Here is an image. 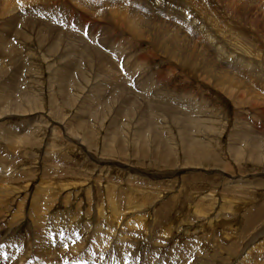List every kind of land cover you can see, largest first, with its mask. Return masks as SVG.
Masks as SVG:
<instances>
[{"label":"rangeland","instance_id":"1","mask_svg":"<svg viewBox=\"0 0 264 264\" xmlns=\"http://www.w3.org/2000/svg\"><path fill=\"white\" fill-rule=\"evenodd\" d=\"M0 172V264H264V0H0Z\"/></svg>","mask_w":264,"mask_h":264},{"label":"bare ground","instance_id":"2","mask_svg":"<svg viewBox=\"0 0 264 264\" xmlns=\"http://www.w3.org/2000/svg\"><path fill=\"white\" fill-rule=\"evenodd\" d=\"M115 3V2H114ZM118 8V7H117ZM126 17V16H125ZM163 34V33H162ZM158 37V36H157ZM123 56V55H122ZM177 63V62H176ZM167 78V77H166ZM237 100V99H236ZM249 103V102H248ZM152 110V109H151ZM165 112V111H164ZM143 118V117H142ZM144 125V124H143ZM188 127V126H187ZM200 127V126H199ZM206 131V130H205ZM121 132V131H120ZM210 132V131H209ZM212 134V133H211ZM134 136V135H133ZM249 136V135H248ZM185 139V138H184ZM120 140V139H119ZM201 140V139H200ZM27 141V140H26ZM234 141V140H233ZM256 142V141H255ZM30 143V142H29ZM186 143V142H185ZM197 145H199V144H197ZM125 146V145H124ZM196 146L195 145H193V148H195ZM204 147V146H203ZM207 147V146H206ZM205 149V148H204ZM207 149V148H206ZM205 149V150H206ZM142 151V150H141ZM187 154H188V152H187ZM212 156V155H211ZM158 157V156H157ZM213 157V156H212ZM211 157V158H212ZM208 158L210 159V157H207V155L206 154H203V155H200V153L199 152H196L195 153V156H194V159L192 158V157H190V156H188V159H193L194 160V162H196L197 164H200V161H207L208 162ZM158 159V158H157ZM158 161H159V159H158ZM211 162L209 163L210 165H211V163L213 162L212 160H210ZM166 164V163H165ZM219 164V163H218ZM214 166V165H213ZM216 166V165H215ZM134 170V169H133ZM2 171V170H1ZM1 174H3L2 172H0ZM4 175V174H3ZM1 176V175H0ZM2 178V177H1ZM193 181H196V180H198L197 178H193L192 179ZM152 184V183H151ZM110 186V185H109ZM108 187V186H107ZM110 189H112V188H110ZM185 189V188H184ZM87 191H88V189H86ZM117 190V189H116ZM131 190H133V189H131ZM187 190V189H186ZM44 191V190H43ZM42 191V192H43ZM46 191V190H45ZM52 191V190H51ZM107 191V190H106ZM120 191V190H119ZM134 191V190H133ZM188 191V190H187ZM0 192H1V190H0ZM41 192V191H40ZM122 193H123V195L127 198V200H124V203H125V206L127 207V206H129V204L131 203V205H133V206H135V203H136V201L130 196V194L128 193V192H125V190L124 191H121ZM178 192L181 194V192H180V190H178ZM21 193V192H20ZM86 192H84V194H85ZM88 193V192H87ZM86 193V194H87ZM106 193H109V191H107ZM183 193V192H182ZM190 193V192H189ZM56 194V193H55ZM110 194V193H109ZM40 195V194H39ZM42 195V194H41ZM50 195H51V193H50ZM54 195V194H53ZM45 196V195H44ZM111 196V195H110ZM112 196H115V195H113L112 194ZM207 196L208 195H205L204 196V198H200L201 200H203V199H207ZM120 197V199L122 198L121 196H120V194H118L117 196H116V198L115 197H108L107 199H108V205L111 203V208H109L113 213L112 214H114V213H118V209L119 208H117V206H116V204L118 205L119 204V201L117 202V199ZM42 198V197H41ZM46 198H48V197H46ZM21 199V198H20ZM51 199V198H50ZM52 199H53V197H52ZM87 199V198H86ZM139 199H140V197H139ZM23 200V199H22ZM55 200V199H54ZM61 200V199H60ZM90 200V199H89ZM129 200V201H128ZM141 200V199H140ZM40 201H42V199H40V197H34V196H32V199H31V201L29 202L31 205H34V208H35V205H36V207H37V212H36V214L38 213V214H42V211L40 210V205H38L39 203H40ZM48 201V200H47ZM53 201V200H52ZM122 201V200H121ZM172 201H174V198H173V200ZM24 202V201H23ZM23 202L21 201V202H18V204H20V203H22L23 204ZM43 202V201H42ZM50 202H48V203H46V204H49ZM57 203V202H56ZM164 203V202H163ZM263 204H264V198H263V202H262ZM45 204V209H47V211H49V214L48 215H50L52 212H54V211H58L59 209H61L62 207L61 206H63V205H61L60 207L61 208H49L48 209V205H46ZM52 203H50V205H51ZM121 204V203H120ZM137 204V203H136ZM151 204V203H150ZM55 205V204H54ZM139 205V204H138ZM154 205V204H153ZM28 206H30V205H28ZM124 206V205H123ZM201 206H204V204H201ZM200 206V207H201ZM263 206V205H262ZM11 207V206H10ZM21 207V206H20ZM20 207H19V205H18V207L16 206V208H17V211H19V209H20ZM31 207V206H30ZM33 207V206H32ZM42 207H44V206H42ZM55 207V206H54ZM59 207V206H58ZM65 207V206H64ZM152 207V206H151ZM206 207V206H205ZM22 208V207H21ZM83 208V207H82ZM131 208H132V206H131ZM158 208V207H157ZM160 209H162V211H164V207L163 206H161V207H159ZM255 208V207H254ZM86 209V208H85ZM127 209H129V208H127ZM156 209V208H155ZM203 209H205V208H203ZM22 210V209H21ZM33 210V209H32ZM65 210V209H64ZM89 210V209H88ZM153 211H154V209H152ZM195 210V209H194ZM200 210V209H199ZM31 211V210H30ZM62 211V210H61ZM61 211H60V213H61ZM69 211V210H68ZM128 211V210H127ZM130 211V210H129ZM142 211V210H141ZM141 211H139L138 210V213H140ZM159 211V212H158ZM192 211V210H191ZM203 211V210H202ZM122 212V211H121ZM120 212V213H121ZM144 212L146 213L147 212V209H145L144 210ZM5 213V212H4ZM9 213V212H8ZM128 213V212H127ZM137 213V214H138ZM150 213V212H149ZM162 212L160 211V210H157V212L155 211V213H154V218H153V221H151V222H157V223H155L156 225H158V223H160L159 222V220L161 219V220H163L164 219V217H162V214H161ZM204 213V212H203ZM6 214V213H5ZM30 214V213H29ZM40 214V215H41ZM56 214V213H55ZM80 214V213H79ZM106 214V213H105ZM124 214V213H123ZM152 214V213H151ZM201 214V213H200ZM264 215V209H260V211L259 210H257V211H254L252 214H250L251 215V218H248L247 220H245L244 222H245V225H246V229L244 230V231H248V229L252 226L251 224H253V225H255L254 224V219H257L258 221L259 220H262L263 218H261V217H264L263 215ZM16 215V214H15ZM53 215V214H52ZM115 215V214H114ZM119 215V214H118ZM199 215V214H198ZM262 215V216H261ZM9 216V215H8ZM17 216V215H16ZM43 216V215H42ZM42 216H34V218H32L31 219V221H36V226H38V227H42L43 228V226H44V222H42L43 220V218H42ZM56 216H57V214H56ZM64 216V215H63ZM194 216V215H193ZM117 217V216H116ZM162 217V218H161ZM197 217V216H196ZM199 217V216H198ZM9 218V217H8ZM76 218H78V217H76ZM115 218V217H114ZM139 218V217H138ZM261 218V219H260ZM63 219V218H62ZM66 219H68V218H66ZM102 219V218H101ZM117 219V218H116ZM141 219V218H140ZM52 220V219H51ZM57 220V219H56ZM65 220V219H64ZM145 220V219H144ZM244 220V219H243ZM7 221V219H6V215H4V219L3 220H0V224L1 223H5ZM60 221V220H59ZM76 221V220H75ZM139 221V220H138ZM141 221V220H140ZM139 221V223H141ZM143 221V220H142ZM34 222H33V224H34ZM62 222V221H61ZM60 222V223H61ZM71 222V221H70ZM69 222V223H70ZM163 223H164V221H162ZM54 223V222H53ZM68 223V222H67ZM89 223V222H88ZM163 223H161V224H163ZM210 223V222H209ZM85 224H87V223H85ZM90 224H91V222H90ZM155 224H154V226H155ZM160 224V225H161ZM43 225V226H42ZM73 225V224H72ZM78 225V224H77ZM83 225V224H82ZM109 225V224H108ZM151 225V224H150ZM153 225V224H152ZM3 226V225H2ZM99 226V225H98ZM97 226V227H98ZM170 226V225H169ZM37 227V228H38ZM88 227V226H87ZM105 227H107V226H105ZM109 227V226H108ZM153 227V226H152ZM151 227V228H152ZM16 228V227H15ZM22 228H23V225H21V226H19L18 228H17V230L15 231V232H13L15 235L17 234V235H22L21 234V231H22ZM76 228H77V226H76ZM90 228V227H89ZM95 228V227H94ZM164 228V227H163ZM87 229V228H86ZM168 230H170V227L169 228H167ZM95 230V229H94ZM107 231H109L110 232V227H109V229H106ZM102 231V230H101ZM105 231V230H104ZM165 231V230H164ZM37 232V231H36ZM39 232V231H38ZM97 233H99L98 231H96ZM10 233L12 234V230L11 229H7V231H4V232H2V235L1 236H9L10 235ZM102 233H103V231H102ZM261 233V232H260ZM28 234V233H27ZM37 234V233H36ZM39 234H40V232H39ZM16 235V236H17ZM35 235V234H34ZM38 235V234H37ZM261 235V234H260ZM27 236V235H26ZM248 236V235H247ZM259 236V235H258ZM262 236H264V235H262ZM21 237V236H20ZM28 237V236H27ZM40 237V236H39ZM39 237H38V239H39ZM104 237V236H103ZM257 237V235H255V233H254V235H253V237L252 238H256ZM120 238V237H119ZM238 238H241V240L242 239H244L245 238V233L244 234H242L240 237H238ZM29 239V238H28ZM87 239V238H86ZM89 239V238H88ZM93 239V238H92ZM17 240V239H16ZM108 240V239H107ZM253 241H254V239H253ZM27 242H29V241H27ZM92 242V241H91ZM105 242H106V240H105ZM43 243V242H42ZM119 243V242H118ZM120 244V243H119ZM252 245H254L252 242H251V240H250V242L248 243V244H246V246L243 248V249H239V248H237V247H231L230 249H228V251H227V253H226V257H223V258H221V259H219V260H221V263L223 264V263H225V262H228V261H230L231 259H233V258H237V259H239L238 260V262H236V264H261L260 263V261H257V262H252L251 261V259H252V252L254 251H251V249L252 248H250ZM92 246V245H91ZM39 247V246H38ZM37 247V248H38ZM79 247V246H78ZM28 248H30V247H28ZM102 249V248H101ZM192 249V248H191ZM77 250H78V248H77ZM196 250H198L197 248H196ZM191 252H186V251H178V255H175V256H171L170 257V263L169 264H186L187 263V261H189L191 258H189L188 259V257H191V256H196V262H200V264H217L216 262H217V260H218V257L220 256V255H218L216 252H214V251H216V250H212V252L210 253L209 251L207 252V253H204V252H201V251H195V250H190ZM40 252V251H39ZM44 252V251H43ZM120 252V251H119ZM44 254V253H43ZM220 254H221V252H220ZM223 255V254H222ZM46 256V255H45ZM240 256V257H239ZM242 256V257H241ZM187 258V259H186ZM55 259V258H54ZM47 260V259H46ZM51 260V259H50ZM49 260V261H50ZM44 261V260H43ZM194 261V260H193ZM195 262V263H196ZM49 263H51V262H49ZM193 263V262H192ZM194 263V264H195Z\"/></svg>","mask_w":264,"mask_h":264}]
</instances>
